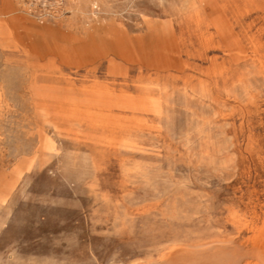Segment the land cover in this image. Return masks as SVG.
Segmentation results:
<instances>
[{"label": "rangeland", "instance_id": "374dc122", "mask_svg": "<svg viewBox=\"0 0 264 264\" xmlns=\"http://www.w3.org/2000/svg\"><path fill=\"white\" fill-rule=\"evenodd\" d=\"M262 233L264 0H0V264Z\"/></svg>", "mask_w": 264, "mask_h": 264}, {"label": "bare ground", "instance_id": "6f19581e", "mask_svg": "<svg viewBox=\"0 0 264 264\" xmlns=\"http://www.w3.org/2000/svg\"><path fill=\"white\" fill-rule=\"evenodd\" d=\"M247 245L251 246V250L243 257L236 259V261L241 264L247 260H249V263L246 262V264H264V234L251 237ZM228 250L229 244L224 246H201L182 250L171 253L163 264H225L224 261L229 255Z\"/></svg>", "mask_w": 264, "mask_h": 264}]
</instances>
